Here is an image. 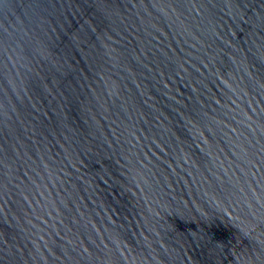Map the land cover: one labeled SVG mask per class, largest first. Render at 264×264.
Masks as SVG:
<instances>
[{"label": "water", "instance_id": "obj_1", "mask_svg": "<svg viewBox=\"0 0 264 264\" xmlns=\"http://www.w3.org/2000/svg\"><path fill=\"white\" fill-rule=\"evenodd\" d=\"M0 264H264V0H0Z\"/></svg>", "mask_w": 264, "mask_h": 264}]
</instances>
